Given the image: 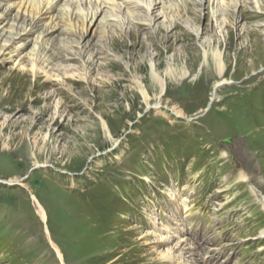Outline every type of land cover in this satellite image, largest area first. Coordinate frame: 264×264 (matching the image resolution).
Here are the masks:
<instances>
[{"label":"rangeland","instance_id":"rangeland-1","mask_svg":"<svg viewBox=\"0 0 264 264\" xmlns=\"http://www.w3.org/2000/svg\"><path fill=\"white\" fill-rule=\"evenodd\" d=\"M21 1L0 0V15ZM125 1L147 19L141 0ZM164 2L149 31H129L124 3L72 35L78 21L59 15L48 36L45 19L8 43L33 25L16 8L0 25V264H169L158 252L174 237L155 239L152 218L186 233L199 264H264V206L251 191L264 197V0ZM40 43L60 78L66 67L87 77L58 85L15 70L14 55L28 65ZM151 64L172 72L161 97Z\"/></svg>","mask_w":264,"mask_h":264},{"label":"bare ground","instance_id":"bare-ground-1","mask_svg":"<svg viewBox=\"0 0 264 264\" xmlns=\"http://www.w3.org/2000/svg\"><path fill=\"white\" fill-rule=\"evenodd\" d=\"M120 1H122V2H119L117 0H25V1L22 0L21 2L16 3V4L10 3L11 5L8 7L9 8L8 13H6L4 15V12H3V14L0 15V25H2L4 22H7L10 19L9 18V15H10L9 11L13 8L17 9V13L21 14L22 15L21 17L26 16L25 18L30 19V24L31 23L33 24L30 31L26 32V30H25L26 28L21 27L19 29V31H20L19 33L14 31L15 33L10 35L8 43L12 40L13 41L12 44L15 45V44H17L18 40L22 39L23 36H27L29 33L33 32L34 29L39 28L38 24L40 23V20L44 21L45 19H47V21H49V24L47 25V28H46V31H47L46 35L42 34V36L44 35V37H45V36H48L51 32H54L57 30L56 29L57 25L55 24L57 19H58V21L63 22L62 17H65L66 21L71 22L72 18H73V19L77 20L78 22H74L75 21L74 20L73 26H71L70 24L68 25L70 27V30L68 32L70 35H72L75 32L72 30V28H76L79 31L83 32L85 27L91 28L92 26H94V23L97 21L98 16L104 12V9L105 10L108 9V10H110V12H114V13L119 12V11H121V8H122V7L120 8V6L122 5V3H124L123 4L124 8L127 9V11H129V12H127L126 15L129 18H133L136 20L135 22L130 20L128 22V24L126 23L127 25H129L128 26L129 31L131 32L132 29H136V28L138 30L140 29V30L149 31L152 20L154 21V24H156L155 20L157 17H156V15H154L156 6L161 4L163 6L164 12H166V10H167L164 8V5L166 4L164 2V0H141V4H142L141 8H144L145 13L147 14V19H145L144 21H140V19H138V18H143V16L137 15V14H135V12H133L134 10L128 9L130 6H132L131 7L132 9H138L140 6L138 4L139 2L138 1L137 2L136 1H125V0H120ZM208 1L209 2L211 1L213 4L216 3V5H218V6L220 5V7H222L225 4L226 0H208ZM231 1H234V0H231ZM60 2L62 5H60V7H59L58 5ZM193 4L195 6V2ZM137 5H139V6H137ZM152 6H154L153 9H152ZM113 7H115V9H113ZM175 7L177 8L176 11H178V13H179L181 9L179 8V6L178 7L175 6ZM116 8H119V9H117L119 11H115ZM56 9L59 10L58 11L59 13L56 12L54 17L52 15L50 16V14L55 12ZM184 9H185V11H190L189 10V4H185ZM217 12H218V9L213 11L212 12L213 16H214V14L216 15ZM104 14H106V13H104ZM146 14H145V16H146ZM17 15H16V17H17ZM59 15H61L62 17L61 16L59 17ZM164 17H166L165 13H164ZM147 20L149 21L148 22L149 24H145V22ZM100 22H102V21L100 20ZM175 24H176V22H175ZM156 29H158V31L162 30L159 26H157ZM21 31H22V34H21ZM101 34H102V36H100V38L96 40V41H98V43L101 41L100 40L101 38L106 37L104 30H102ZM17 35H18V39H15V37H17ZM79 36L81 39L82 38L81 34ZM39 39H40L39 37H37V39H35L36 44H39L38 43ZM15 40H17V41L15 42ZM11 46L12 45H10V47ZM41 46L42 45L40 43V45H38V48L34 47L30 51V54L28 57V65H22L23 62L21 63L22 58L20 56L21 51L19 50L18 54L14 55L17 58V60L14 61L15 65L13 68L15 70L19 71V73H21L22 75L27 73L31 77H33L34 79H36L39 76H42L45 78V81L47 83H56L58 85H64V82H66L67 80L76 81L75 79H82L83 76H84L83 79L87 77L88 72L85 73L86 75L76 76L74 74H70L67 71L68 68L66 67L65 73H63V75H61L63 77L60 78V76L58 75V72L56 70H53V67L52 68L48 67L49 62H47V60H43L40 57L39 48ZM6 48H7L6 44L2 45L0 54L2 51H6L9 47L7 49ZM211 56H212V60L214 62H216V65L219 68L218 74L222 76L223 75L222 70L224 69L222 67V64H221V62L223 61V57H222L223 55L220 52H218V49H217L215 52L212 53ZM204 58H205V60H207V54H205ZM40 61H43V62H40ZM220 64H221V67H220ZM150 69H151L150 70V80L153 81V83L156 84V86L159 88V95L161 97L162 94L164 93V91L166 90L164 79H166V76L169 77L172 72L170 69L167 70L165 72V75H164L165 78H163V76L160 77V74L157 73V70H156L157 65L156 64H151ZM182 74H184V73H182ZM220 84H222V83L218 82L215 85L219 86ZM140 93L143 97L144 102H146L148 104L149 94H148L147 90L145 88L141 87ZM60 105L61 104L59 101H57L55 103L54 113H53L54 116L61 117L59 115ZM155 110H158V108L156 107ZM175 112H176V115L177 114L179 115V113H180L179 111H175ZM106 132L109 134L108 130H106ZM45 139H46V136H45ZM247 178L248 177H246V176L242 175V173H240L239 179L241 181L246 182ZM251 191L253 192L254 196L257 197L256 199L264 206V197L262 196V194H260L259 191H257L255 188H252ZM33 201L37 206L36 210L38 211V214L40 215L42 220H45V214H44L42 207L39 205V203L35 200L34 197H33ZM176 202L178 204V211L179 212L181 210V207L182 208L186 207L185 204H184V206H181V203H184L183 201L180 202V201L176 200ZM151 226L155 227V229H154L155 234H153V237L155 239H157L159 242L164 240V242L168 243L170 241L171 234L175 240V243L172 245L171 248L167 249L164 252L163 251L158 252L159 257H162L169 264H199V263H197L198 260L196 258L198 255V252L194 248H191V242H189V239L187 238L186 233L179 236V237L177 236V235H179V232H181V229L179 227H174V228L172 227V228H168V229L164 226H161V225H160L161 227H158L159 225H157L155 218H152ZM161 233H164V234L166 233L167 235L162 238ZM262 234L264 235V232ZM169 244H170V242H169ZM51 245L54 248L55 252L57 253L59 259L62 261L61 254L59 253L57 247L54 244H51ZM182 245H183V247H182ZM183 251L186 252L184 255H183ZM186 255H188V256H186ZM205 258L203 257V259H205Z\"/></svg>","mask_w":264,"mask_h":264}]
</instances>
